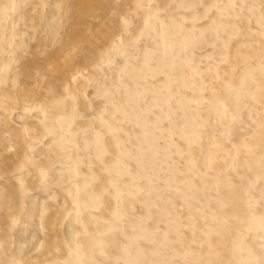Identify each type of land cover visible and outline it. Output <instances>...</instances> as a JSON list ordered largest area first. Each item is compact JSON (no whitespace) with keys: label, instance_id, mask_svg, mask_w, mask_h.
Returning <instances> with one entry per match:
<instances>
[{"label":"rangeland","instance_id":"374dc122","mask_svg":"<svg viewBox=\"0 0 264 264\" xmlns=\"http://www.w3.org/2000/svg\"><path fill=\"white\" fill-rule=\"evenodd\" d=\"M0 264H264V0H0Z\"/></svg>","mask_w":264,"mask_h":264},{"label":"bare ground","instance_id":"6f19581e","mask_svg":"<svg viewBox=\"0 0 264 264\" xmlns=\"http://www.w3.org/2000/svg\"><path fill=\"white\" fill-rule=\"evenodd\" d=\"M83 1V3L85 2V0H82Z\"/></svg>","mask_w":264,"mask_h":264}]
</instances>
